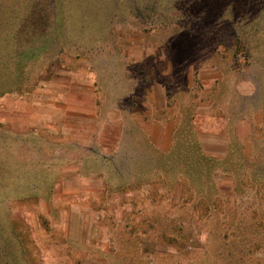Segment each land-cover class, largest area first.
I'll return each mask as SVG.
<instances>
[{"label": "rangeland", "instance_id": "374dc122", "mask_svg": "<svg viewBox=\"0 0 264 264\" xmlns=\"http://www.w3.org/2000/svg\"><path fill=\"white\" fill-rule=\"evenodd\" d=\"M0 93V264H264V0H0Z\"/></svg>", "mask_w": 264, "mask_h": 264}, {"label": "crops", "instance_id": "0c3cea01", "mask_svg": "<svg viewBox=\"0 0 264 264\" xmlns=\"http://www.w3.org/2000/svg\"><path fill=\"white\" fill-rule=\"evenodd\" d=\"M79 108L73 107V106H65V110H69V111H74V110H78ZM40 119H42V116H40Z\"/></svg>", "mask_w": 264, "mask_h": 264}, {"label": "flooded vegetation", "instance_id": "af4514ba", "mask_svg": "<svg viewBox=\"0 0 264 264\" xmlns=\"http://www.w3.org/2000/svg\"><path fill=\"white\" fill-rule=\"evenodd\" d=\"M24 68H26V66L24 65ZM28 68V67H27Z\"/></svg>", "mask_w": 264, "mask_h": 264}, {"label": "trees", "instance_id": "16d2710c", "mask_svg": "<svg viewBox=\"0 0 264 264\" xmlns=\"http://www.w3.org/2000/svg\"><path fill=\"white\" fill-rule=\"evenodd\" d=\"M10 71V70H9ZM8 75V74H7ZM9 75H10V72H9ZM1 94V93H0Z\"/></svg>", "mask_w": 264, "mask_h": 264}]
</instances>
